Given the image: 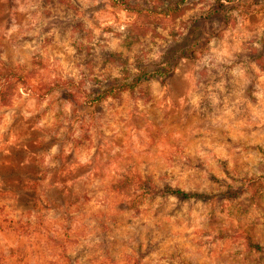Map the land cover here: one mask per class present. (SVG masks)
<instances>
[{
    "label": "rangeland",
    "instance_id": "rangeland-1",
    "mask_svg": "<svg viewBox=\"0 0 264 264\" xmlns=\"http://www.w3.org/2000/svg\"><path fill=\"white\" fill-rule=\"evenodd\" d=\"M254 45L264 0H0V264H264Z\"/></svg>",
    "mask_w": 264,
    "mask_h": 264
},
{
    "label": "trees",
    "instance_id": "trees-1",
    "mask_svg": "<svg viewBox=\"0 0 264 264\" xmlns=\"http://www.w3.org/2000/svg\"><path fill=\"white\" fill-rule=\"evenodd\" d=\"M116 2V0H114ZM222 2H218L217 6H213V4L211 6H206L203 7V21L202 24L200 25V32H201V38L205 37H210L212 34L208 32L207 29H211L213 27V21L212 18L215 15V13H217V7L222 6ZM258 44H261L262 42L260 40L257 41ZM249 55H251V60L253 61L254 64L258 65L259 68L264 69V49L258 47L257 45H254L250 48V52ZM170 69V66L166 67V69ZM135 81L132 83H128V82H123L121 84L118 85H112V86H108L106 88L103 89L102 93L100 94V97H104V96H109V95H113L116 94L117 92L120 91H124L127 89H131L132 87L135 86V84H137L140 80V76L135 77L134 78ZM228 190L224 192V194L227 197H231L232 195L238 193L240 190V188L232 190V187L230 185H227ZM178 191V190H177ZM180 191V189H179ZM233 193V194H231ZM183 194L185 195V193L183 192ZM187 195V194H186ZM246 239L249 240L250 242L252 241L250 239V237L246 236ZM257 245V244H256ZM257 248L258 245H257Z\"/></svg>",
    "mask_w": 264,
    "mask_h": 264
}]
</instances>
